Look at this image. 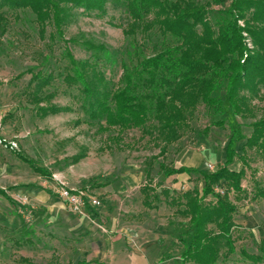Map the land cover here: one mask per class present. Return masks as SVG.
<instances>
[{
	"label": "rangeland",
	"instance_id": "374dc122",
	"mask_svg": "<svg viewBox=\"0 0 264 264\" xmlns=\"http://www.w3.org/2000/svg\"><path fill=\"white\" fill-rule=\"evenodd\" d=\"M198 1L209 4L207 18L213 23L225 16L232 2ZM68 10L67 42L50 39L55 31L51 24L42 37L30 9L0 11L7 18L5 29H0V187L13 197L10 201L0 195V264H18L24 257L42 264H196L181 261L193 233L188 192L202 194L201 172L224 162L235 130L243 138L235 140L238 155L230 167L245 166L246 175L243 191L230 193L237 207L235 250L222 240L216 264H264V200L256 195L264 186V155L245 145L252 122L264 117V81L256 94L241 91L251 109L244 116L233 114L228 103L210 106L185 89L143 125L109 127L105 120L91 121L81 85L64 81L65 46L79 60H96L111 88L119 85L124 61L132 62L139 53L154 54L171 38L157 28L125 34L129 12L113 0L105 12L75 5ZM244 35L250 45L251 37ZM84 41L105 45L111 59L96 55ZM39 71L55 76L40 97L54 93L51 102L68 105L71 111L36 114L31 101L36 81L31 78ZM217 95L225 98L226 88ZM220 120L224 123L218 124ZM10 146L49 168L53 179L34 172ZM82 150L86 157L72 163V156ZM244 153L246 164L239 158ZM180 166L197 171L165 175L166 168ZM64 189L84 190L101 204L75 207L62 195ZM226 189L224 180L215 185L218 193ZM215 201L213 195L205 199ZM209 226L216 229L214 223Z\"/></svg>",
	"mask_w": 264,
	"mask_h": 264
},
{
	"label": "trees",
	"instance_id": "16d2710c",
	"mask_svg": "<svg viewBox=\"0 0 264 264\" xmlns=\"http://www.w3.org/2000/svg\"><path fill=\"white\" fill-rule=\"evenodd\" d=\"M109 0H0V11L4 7L30 9L35 15L39 32L44 37L49 24L55 31L50 39L64 38V25L69 17V5L81 6L85 10L105 12ZM126 5L131 21L125 34L136 36L139 32L149 33L159 29L166 39H171L151 55H137L132 62L122 63L123 74L117 87L109 86L98 62L91 59H77L69 46H65L63 56L68 58L65 83L80 84L81 92L88 97L85 113L91 121L105 120L107 126L143 125L153 116L164 110L170 99L177 93L189 89L210 106L223 107L225 103L233 114L244 116L251 112L242 90L258 92L259 82L264 81V0H232L224 11L225 16L215 23L207 18V2L198 0H113ZM154 13L149 21L147 17ZM6 16L0 12V29L6 23ZM244 21L242 25L240 21ZM5 29V27L3 28ZM246 32L251 44L246 41ZM75 41V40H74ZM82 44L96 55L111 59L109 49L103 44L84 41ZM53 74L42 71L32 74L36 89L31 101L36 114L41 117L49 114L71 111L68 105L52 103L54 93L40 97V92L54 80ZM1 83V82H0ZM226 88L225 98L217 93ZM46 100L48 103L41 105ZM220 120L218 124H223ZM243 138L235 130L226 149L223 163L213 171H202L204 186L202 194L190 191L186 204L192 226L191 241L181 255L183 263L216 264L221 256V242L224 240L229 250H235L232 230L235 225L236 205L230 193L243 191L242 181L246 168L232 169L237 151L234 143ZM1 139V137H0ZM264 155V117L252 122V131L245 143ZM17 156L31 169L47 179H53V172L38 164L36 159L14 149ZM85 150L72 156V163L86 157ZM247 163L245 153L239 155ZM197 169L187 166L166 168L165 175L191 173ZM224 180L227 189L224 194L215 190V185ZM15 186H11L13 188ZM0 195L13 201L8 190L0 187ZM208 195L216 198L214 204L205 203ZM256 195L264 200V186L257 189ZM97 214L94 213V216ZM214 223L216 229L209 225ZM18 264H42L27 257ZM58 264V263H54ZM87 264L86 260L77 263Z\"/></svg>",
	"mask_w": 264,
	"mask_h": 264
},
{
	"label": "built area",
	"instance_id": "2783aa9c",
	"mask_svg": "<svg viewBox=\"0 0 264 264\" xmlns=\"http://www.w3.org/2000/svg\"><path fill=\"white\" fill-rule=\"evenodd\" d=\"M13 145L16 146V143H13ZM62 195L75 207H83L87 205L99 206L101 204V201L98 198L88 196L84 190L64 189Z\"/></svg>",
	"mask_w": 264,
	"mask_h": 264
},
{
	"label": "crops",
	"instance_id": "0c3cea01",
	"mask_svg": "<svg viewBox=\"0 0 264 264\" xmlns=\"http://www.w3.org/2000/svg\"><path fill=\"white\" fill-rule=\"evenodd\" d=\"M10 147H12V146H10ZM12 149L14 150V149H16L15 147H12ZM17 150V149H16ZM185 173V172H184ZM178 174H181V173H178ZM3 188V187H2Z\"/></svg>",
	"mask_w": 264,
	"mask_h": 264
}]
</instances>
